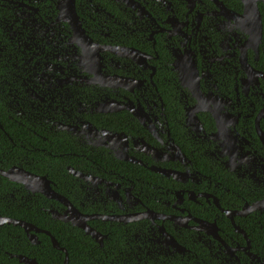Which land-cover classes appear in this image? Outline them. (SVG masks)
<instances>
[{
  "label": "flooded vegetation",
  "instance_id": "1",
  "mask_svg": "<svg viewBox=\"0 0 264 264\" xmlns=\"http://www.w3.org/2000/svg\"><path fill=\"white\" fill-rule=\"evenodd\" d=\"M14 168L64 202L6 178V213L49 201L115 264H264V1L0 0Z\"/></svg>",
  "mask_w": 264,
  "mask_h": 264
},
{
  "label": "trees",
  "instance_id": "2",
  "mask_svg": "<svg viewBox=\"0 0 264 264\" xmlns=\"http://www.w3.org/2000/svg\"><path fill=\"white\" fill-rule=\"evenodd\" d=\"M1 181L5 183L8 180L1 177ZM8 185L13 186L12 188L20 186L10 181ZM22 194L24 195V192ZM31 201L27 205L23 202L21 194H16L14 204L8 206L7 213L4 211V202L0 201V215L6 214L10 218L21 219L51 232L60 245L67 249L69 264H115L114 255H109V259L105 260L98 249L95 253L94 243L83 232H75L69 225L52 220L50 215L43 211V208L47 209L49 201L43 202L37 196H32ZM38 238L40 243L35 245L31 243L23 228L13 225L0 226V264H22L12 255L34 258L38 264H64V252L54 248L51 238L42 233ZM125 260V264H131Z\"/></svg>",
  "mask_w": 264,
  "mask_h": 264
},
{
  "label": "water",
  "instance_id": "3",
  "mask_svg": "<svg viewBox=\"0 0 264 264\" xmlns=\"http://www.w3.org/2000/svg\"><path fill=\"white\" fill-rule=\"evenodd\" d=\"M243 1L248 3L251 0H243ZM0 175L7 178L10 181L20 183L23 185L25 184L26 187L33 193H41L49 199H56L64 202V200L60 196H58V194L53 190L50 184L51 182L50 180H48L47 177L31 174L27 171L18 168H14L9 171H0ZM63 221L70 222V220H63ZM4 225H13L16 227L19 226L23 228V230L28 235V238L31 241V243L35 245L40 243V240L38 238V233H45L47 236L51 238L54 248L64 252L65 254L64 264H69V254L67 249L60 245L58 240L51 234V232L38 228L34 224L21 219L0 216V226H4ZM79 226L82 227L88 235L92 236L94 239H98L97 232L89 228L86 225V223L85 224L82 223ZM12 256L16 257L19 260V262L22 264H38L36 259L30 258L25 255H12Z\"/></svg>",
  "mask_w": 264,
  "mask_h": 264
}]
</instances>
